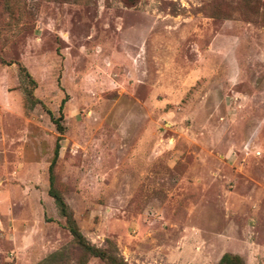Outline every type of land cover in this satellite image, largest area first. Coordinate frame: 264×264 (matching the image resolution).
Wrapping results in <instances>:
<instances>
[{
    "label": "rangeland",
    "instance_id": "1",
    "mask_svg": "<svg viewBox=\"0 0 264 264\" xmlns=\"http://www.w3.org/2000/svg\"><path fill=\"white\" fill-rule=\"evenodd\" d=\"M59 137L91 244L264 264V0H0V264L85 259Z\"/></svg>",
    "mask_w": 264,
    "mask_h": 264
},
{
    "label": "trees",
    "instance_id": "2",
    "mask_svg": "<svg viewBox=\"0 0 264 264\" xmlns=\"http://www.w3.org/2000/svg\"><path fill=\"white\" fill-rule=\"evenodd\" d=\"M22 74L26 76L30 82L35 87L36 82L31 77V74L27 71V69L23 66H20ZM28 102L36 103L38 100H34L33 92H28ZM66 99L62 101L61 110L66 103ZM63 116L59 118L58 121H55L56 128L60 135L65 132L64 127L60 123ZM61 137L58 138L55 150H54V157L49 166V181H50V189H49V196L54 199L55 205L58 209V212L61 217L65 219V228L68 230L70 235L73 238V242L77 245L85 254V259L83 260L82 264H86L89 258H98L104 264H129L127 263L124 258L120 255L118 247L111 241H107V245L105 248H99L95 245L91 244L86 237L82 234L79 225L74 217L72 210H70L68 204L66 203L64 196L56 189L55 187V167L57 162L60 158V151H61ZM62 254L60 252H56L51 254L45 261L39 264H49L51 262L56 261ZM219 264H246L244 259L240 255H234L231 253H226L222 256L219 261Z\"/></svg>",
    "mask_w": 264,
    "mask_h": 264
}]
</instances>
